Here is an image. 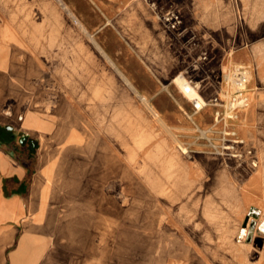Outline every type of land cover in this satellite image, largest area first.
Wrapping results in <instances>:
<instances>
[{"label":"rangeland","instance_id":"rangeland-1","mask_svg":"<svg viewBox=\"0 0 264 264\" xmlns=\"http://www.w3.org/2000/svg\"><path fill=\"white\" fill-rule=\"evenodd\" d=\"M176 1L184 0H0L46 77L82 107L97 136L112 141L122 164L112 182L83 185L74 182L72 162L63 161L48 231L28 227L13 264H200L190 247L168 252L164 233L160 252L162 192L163 223L207 246L212 263L217 249L215 264H264V232L257 229L264 219V39L246 37L242 0H229L236 14L221 17L226 33L203 38L202 20L194 18L189 39L183 23L173 32L163 19L171 11L181 16ZM217 63L219 71L212 69ZM179 75L203 109L177 87ZM104 209H113L110 223L101 215L102 229H89L87 220ZM251 215L245 240L234 244Z\"/></svg>","mask_w":264,"mask_h":264},{"label":"crops","instance_id":"crops-1","mask_svg":"<svg viewBox=\"0 0 264 264\" xmlns=\"http://www.w3.org/2000/svg\"><path fill=\"white\" fill-rule=\"evenodd\" d=\"M173 5L182 16L185 28L182 34L189 39L196 31L187 23L194 18L202 20L201 37L219 38L221 33H226V27L220 24L221 17L236 14L229 0L195 3L184 0ZM242 6L247 20L246 37L264 39V0H242ZM217 50L220 53L221 48ZM235 60L241 63L240 57ZM212 69L219 71L221 65L217 63ZM57 87L58 84L46 77L40 59L28 47L27 36H23L0 10V264H13L12 255L17 248L21 251L23 241L30 238L28 227L48 231L49 206L63 173V161L72 162L76 184H105L117 179L122 171V164L114 156L112 141L97 136L93 127L87 126L88 117L82 107ZM147 107L152 114L155 112L149 105ZM164 194L162 192L163 197L156 202L159 216L156 240L160 252L159 232L162 229L163 242L170 244L168 252L173 249L171 253L176 254L180 248L190 247L199 256L198 263L215 264L212 257L217 252L215 245L212 263L206 255L207 246H199L185 230L175 235L173 224L167 228L163 223ZM80 196L90 198L86 194ZM94 213L98 217L87 220L88 228L94 230L102 229L99 216H106L103 223H110L108 215L114 214L113 209ZM205 232L204 228L202 236ZM210 232L208 229L207 236ZM237 234L232 241L229 232L226 239L234 242ZM23 236L25 239L20 242ZM192 244L203 250L206 260ZM249 249H253L252 246L246 251ZM159 260L161 258L158 264ZM169 264H174L173 259Z\"/></svg>","mask_w":264,"mask_h":264},{"label":"bare ground","instance_id":"bare-ground-1","mask_svg":"<svg viewBox=\"0 0 264 264\" xmlns=\"http://www.w3.org/2000/svg\"><path fill=\"white\" fill-rule=\"evenodd\" d=\"M102 51V50H101ZM112 64V63H111ZM175 84L177 85V87L181 90V92L194 104V106L196 105V107L198 109H203L206 104H204V101L202 100V98L197 94V91L194 87L190 86L188 82L185 81V79L182 77V76H178L176 79H175ZM243 102H240L239 104L241 105ZM195 107V108H196ZM154 117L157 119V120H160L158 115L154 112L153 113ZM164 125V124H163ZM168 127V126H167ZM166 129V128H165ZM169 132V131H168ZM170 133V132H169ZM172 133V132H171ZM172 138L175 140V142L183 149V151H185V148L182 146V144L176 139L177 137L172 134ZM251 217V219H249V222L247 224L246 227H242L239 229V232L237 234V237L240 235L241 236V240H245L246 236H247V233L249 232V228H250V224L252 222V218L253 215L249 216ZM247 216V219L249 218ZM248 221V220H247ZM262 222L259 223L257 225V229L264 232V219L261 220ZM244 229V230H243ZM163 231L162 229L160 230L159 232V238H162V235H163ZM229 234V231H226V234H225V237L228 236ZM193 247H195V249L199 252L200 256L206 260V258L204 257L203 253H202V249H199V247L195 246L194 244H192ZM251 249L248 250V252H250Z\"/></svg>","mask_w":264,"mask_h":264},{"label":"built area","instance_id":"built-area-1","mask_svg":"<svg viewBox=\"0 0 264 264\" xmlns=\"http://www.w3.org/2000/svg\"><path fill=\"white\" fill-rule=\"evenodd\" d=\"M163 19L166 22L168 28L170 30H172L173 32H178L180 27H181V25H182V23H183L182 17L180 16V14L175 12V11L168 12L166 14V17L163 18ZM215 102H217V100H215ZM240 102H243L241 105L246 104V100L245 99L240 100L239 103ZM195 107H196V105H195ZM196 109H198V108L196 107Z\"/></svg>","mask_w":264,"mask_h":264}]
</instances>
